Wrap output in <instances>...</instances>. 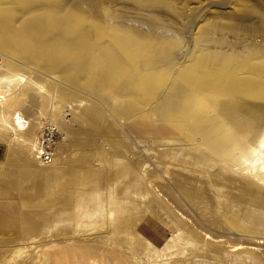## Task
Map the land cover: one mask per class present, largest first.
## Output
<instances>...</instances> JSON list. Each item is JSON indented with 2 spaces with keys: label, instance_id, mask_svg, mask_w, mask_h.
I'll return each mask as SVG.
<instances>
[{
  "label": "rangeland",
  "instance_id": "1",
  "mask_svg": "<svg viewBox=\"0 0 264 264\" xmlns=\"http://www.w3.org/2000/svg\"><path fill=\"white\" fill-rule=\"evenodd\" d=\"M0 72V264H264V0H0Z\"/></svg>",
  "mask_w": 264,
  "mask_h": 264
},
{
  "label": "bare ground",
  "instance_id": "2",
  "mask_svg": "<svg viewBox=\"0 0 264 264\" xmlns=\"http://www.w3.org/2000/svg\"><path fill=\"white\" fill-rule=\"evenodd\" d=\"M67 22H68V20H67ZM7 34L9 36V33H7ZM257 72L255 74H258ZM237 85H238V87H240L241 89H243L244 91H246L248 93L253 92L254 90H257V88L259 87V83L252 82L251 80L247 81L246 83H238ZM22 86H24L23 88H25L27 86L26 88H28V89L30 88L31 91H34L37 94L41 95L42 97L49 99V101L51 102L50 104L53 105L51 107H53L54 109L55 108L59 109L58 105H57V96H55L54 94L47 91L45 89V86L40 84L38 81L33 80L32 78H30V76H27V75L20 73V72H10V73L5 74V75L2 72H0V108H3V105H4L3 102L6 101L5 97L8 96L9 93L14 94L17 91H19L20 89L22 90V88H21ZM77 106H83V105L79 102V105H77ZM69 108H71V107H69ZM52 113H53V111H52ZM58 113H59V111H58ZM61 116L65 120V121H63L64 123L69 122L71 120V119L64 118L62 114H61ZM48 122L57 128V132L60 135L61 133L59 132V126H60L59 124L61 122L57 123L51 117H50V121L48 120ZM28 125H29V121H27L25 119V117H23L22 114H20V112L19 113L18 112L13 113L11 115L9 113H7V115L3 112L0 113V133H4L3 134L4 136H5V134H9L11 136V141L17 142L18 145L25 146V145L30 144L31 156L41 166L49 167L51 165L52 167H55V166H53L55 164V163H53V160L48 165H42L40 163V161L37 159L38 155H37L36 140L34 141V139H33V141L30 142L24 137V135L22 136V134L24 132H26L27 128L29 127ZM61 136L63 137V135H61ZM63 139L65 140V137H63ZM252 157L253 158L264 157V138L258 144L256 151L253 152V154H252ZM53 158H54V156H53ZM247 177H248V175H247ZM251 177H253V176H251ZM256 181L259 184L264 182V181H261L260 179H256ZM118 205L121 206V203H118L115 201L114 206L116 207ZM118 208H120V207L118 206ZM118 208H116V210ZM115 212H117V211H115ZM112 213L113 212L111 210V212H109V216H111ZM230 248L233 251H240V250H244V249H252V250L257 249L255 246L246 245V244H236V245L230 246Z\"/></svg>",
  "mask_w": 264,
  "mask_h": 264
},
{
  "label": "built area",
  "instance_id": "3",
  "mask_svg": "<svg viewBox=\"0 0 264 264\" xmlns=\"http://www.w3.org/2000/svg\"><path fill=\"white\" fill-rule=\"evenodd\" d=\"M59 139H61V136L58 134L57 128L48 121L43 122L36 141L37 159L42 165H48L52 162L55 145Z\"/></svg>",
  "mask_w": 264,
  "mask_h": 264
}]
</instances>
